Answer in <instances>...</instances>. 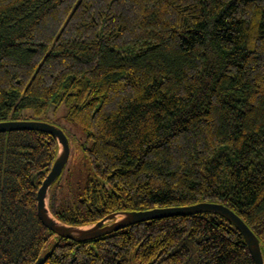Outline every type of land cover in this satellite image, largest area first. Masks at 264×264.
<instances>
[{"label":"trees","instance_id":"trees-1","mask_svg":"<svg viewBox=\"0 0 264 264\" xmlns=\"http://www.w3.org/2000/svg\"><path fill=\"white\" fill-rule=\"evenodd\" d=\"M61 104L89 173L50 187L56 220L218 203L264 261V0H0V122ZM58 150L44 132L0 133V264H254L214 213L56 236L36 193Z\"/></svg>","mask_w":264,"mask_h":264},{"label":"water","instance_id":"water-1","mask_svg":"<svg viewBox=\"0 0 264 264\" xmlns=\"http://www.w3.org/2000/svg\"><path fill=\"white\" fill-rule=\"evenodd\" d=\"M11 131H39L54 137L59 145L58 154L50 171L36 193V212L41 224L53 234L76 243L109 235L130 225L173 216H189L214 213L227 219L242 235L254 264H264L257 237L248 226L228 207L211 202H200L188 206L157 208L145 211L112 213L95 224L70 226L56 220L47 205L48 191L64 170L70 155L69 140L64 131L49 123L38 120H14L0 122V133ZM119 217V219H118ZM110 221V223H107ZM35 264H38L37 262Z\"/></svg>","mask_w":264,"mask_h":264},{"label":"rangeland","instance_id":"rangeland-1","mask_svg":"<svg viewBox=\"0 0 264 264\" xmlns=\"http://www.w3.org/2000/svg\"><path fill=\"white\" fill-rule=\"evenodd\" d=\"M68 110L69 108L65 104L58 106L51 105L45 116H42L39 121L55 125L66 134L70 144V155L59 181L66 182L75 190L77 182L84 180L85 176L89 173V169L85 158L80 152L85 135L76 125L67 120ZM107 223H110V221Z\"/></svg>","mask_w":264,"mask_h":264}]
</instances>
